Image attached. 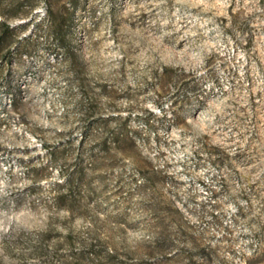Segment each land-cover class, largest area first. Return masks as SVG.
Instances as JSON below:
<instances>
[{"label":"rangeland","instance_id":"rangeland-1","mask_svg":"<svg viewBox=\"0 0 264 264\" xmlns=\"http://www.w3.org/2000/svg\"><path fill=\"white\" fill-rule=\"evenodd\" d=\"M0 264H264V0H0Z\"/></svg>","mask_w":264,"mask_h":264},{"label":"trees","instance_id":"trees-1","mask_svg":"<svg viewBox=\"0 0 264 264\" xmlns=\"http://www.w3.org/2000/svg\"><path fill=\"white\" fill-rule=\"evenodd\" d=\"M5 29L12 31V28L10 27V25H6Z\"/></svg>","mask_w":264,"mask_h":264},{"label":"bare ground","instance_id":"bare-ground-1","mask_svg":"<svg viewBox=\"0 0 264 264\" xmlns=\"http://www.w3.org/2000/svg\"><path fill=\"white\" fill-rule=\"evenodd\" d=\"M41 14L45 15V13L43 11H40Z\"/></svg>","mask_w":264,"mask_h":264}]
</instances>
